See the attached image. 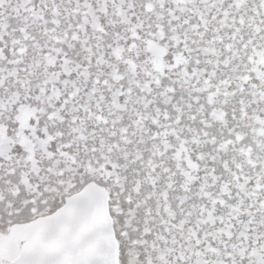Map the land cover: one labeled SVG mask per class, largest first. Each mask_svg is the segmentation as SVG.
Here are the masks:
<instances>
[{
	"label": "snow or ice",
	"instance_id": "snow-or-ice-1",
	"mask_svg": "<svg viewBox=\"0 0 264 264\" xmlns=\"http://www.w3.org/2000/svg\"><path fill=\"white\" fill-rule=\"evenodd\" d=\"M0 264H264V0H0Z\"/></svg>",
	"mask_w": 264,
	"mask_h": 264
}]
</instances>
